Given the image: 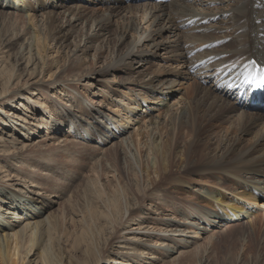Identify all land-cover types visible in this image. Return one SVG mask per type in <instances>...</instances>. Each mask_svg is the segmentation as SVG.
<instances>
[{"label": "bare ground", "instance_id": "1", "mask_svg": "<svg viewBox=\"0 0 264 264\" xmlns=\"http://www.w3.org/2000/svg\"><path fill=\"white\" fill-rule=\"evenodd\" d=\"M96 3L101 4L102 7L91 9L90 6ZM15 9L27 12V16L22 15V17L27 19V24L35 31H38L41 25L39 23L43 20L46 27L41 28H45L49 35L60 37V27L65 23L70 26L93 21L96 30L91 34L92 36L96 34L107 36L112 24L117 23L119 24L117 28L120 29L119 42L122 43L130 38V43L123 54H117L116 59L102 66L106 72L121 68L126 74L114 76L107 81L101 80V83L94 85L96 89L94 93L98 95L95 98L99 100L93 99L91 110L83 98L78 97L76 103H63L65 107L62 114L56 117L54 112L50 111L48 115H43V120L45 121L50 115L55 119L53 121L55 125L52 124L53 126L50 127L47 122L48 129L61 133L67 131L66 133H74L78 137L83 127L93 126L95 128L93 131L89 130L90 133L83 135L84 141L90 145L91 142L99 141L98 143L103 146L115 141L117 137H122L119 142L121 144L115 142L112 147L115 145L125 147L129 145L134 134L141 136L148 131L147 136L154 138L153 143L160 155L159 173L163 179L162 182L154 183V187H160L165 183L167 186L177 184L182 188V194L186 195L184 199L187 200L191 198L188 188L190 186V191L199 194L201 198L198 200L190 192L193 197L191 199H194L192 204L195 205L191 204L192 209L196 208L195 215L197 210H200L199 217L204 218L201 223H193L184 216L180 221L185 225L181 227H173L175 225L165 219V225L172 226L168 231L175 235L174 244L162 240L159 245L167 251L166 253L169 255L174 253L177 245L184 247L194 245L215 225H228L231 221L237 220L253 224L258 219L264 220V214L260 215L264 212V111H248V105L239 102L236 92L228 88L224 91L215 88L211 78L216 73H219L220 77L233 69V73L244 71L240 77L245 79L253 68V60L264 64V0H195L194 2L172 0L161 4L145 1L142 4L131 5L124 4L120 0H0V25L7 16L16 14ZM39 10L42 14H38ZM90 12L101 14L95 16ZM190 20H196L195 25L185 28L184 25ZM206 20L210 23L205 24ZM140 23L147 24L145 31H142ZM107 39L103 37L101 42L104 43ZM10 43L11 41H3L4 47H9ZM212 44H215L214 48H210ZM203 47H206L204 51L198 52L192 58L188 57L191 51ZM219 56L221 59L215 60ZM204 60L212 63L205 71L192 73L190 64ZM174 64L180 65L172 66ZM93 73L99 74L98 71L88 70L84 75L90 76ZM62 77L63 75L60 74L50 82L39 80L36 83L63 88L72 84ZM189 79L193 82H189ZM216 80L215 76L214 81ZM32 89L30 87L28 90ZM19 90L23 92L22 88ZM56 90H61L62 93L64 89L56 88ZM20 97H23V93H19L14 100ZM26 99L29 101L28 104L33 102V98L26 97L25 101ZM96 100L99 102L97 103ZM30 107L33 108V105H28V108ZM53 107L57 108L55 105ZM56 108H54L55 112ZM108 110L111 116H106L104 122L100 121L99 113L101 111L108 113ZM156 111L159 114L153 113V115L152 112ZM16 117L20 119V116L16 115ZM24 118L21 120L28 122ZM189 121L193 124L196 139L199 135L201 137V134L205 135V145L200 149L199 158L192 170L187 166L188 156L185 150L182 151L184 154L176 156L179 162L178 172L181 175H172L169 154L160 153L158 145L161 138L156 133L166 128L164 125L181 127L189 124ZM133 127L137 130L129 137H124L127 134L125 130ZM224 127H229V130L226 129L223 134H219L221 131L216 129ZM26 128L27 132H31V129L35 130L25 126L24 129ZM49 134L47 135L49 139L62 138L50 131ZM63 140L81 144L86 148L89 145L77 139ZM45 141L46 136H39L31 147L43 150L47 147ZM188 175L194 181L189 180ZM26 184L33 185L29 181ZM2 194H0V264H36V260H27L35 247L38 250L35 236L44 234L50 236L60 226V216L53 212L44 215L43 218L38 215L43 212L38 208L40 202L45 201L43 204L45 208L52 205L50 199L48 200L38 191L35 194L40 197L32 198L27 208L21 210L14 202H8ZM203 202L211 211L200 207L199 203ZM189 214L191 215V212ZM37 217H40L38 221L33 222L32 219ZM176 218H168V220ZM135 229L137 228H133ZM262 231L264 232V229ZM129 240L122 239V241ZM34 251L36 254V250ZM112 253L125 254L120 251ZM41 255L48 264H51L48 254L42 252ZM113 263L122 262L117 259ZM201 264H210V261L204 258ZM249 264H264V256L255 258L252 256Z\"/></svg>", "mask_w": 264, "mask_h": 264}, {"label": "rangeland", "instance_id": "2", "mask_svg": "<svg viewBox=\"0 0 264 264\" xmlns=\"http://www.w3.org/2000/svg\"><path fill=\"white\" fill-rule=\"evenodd\" d=\"M97 6L102 7L96 3L90 8L95 9ZM15 11L14 16H7L0 25V31H4L0 32V194L4 192V198L8 202H14L21 210L27 208L32 198L40 197L35 194L38 191L52 203L49 208H45V201L40 202L38 208L43 212L40 211L38 215L43 218L53 212L61 220L51 237L45 234L35 236L38 250L35 247L36 254L33 250L27 260H36V264H48L42 258V252L50 256L51 264H201L204 258H208L210 264H249L252 256H264V220L261 219L253 224L249 223L251 225L236 221L228 225L218 224L213 228L210 226L211 231L194 245H177L174 253H166L159 245L162 240L174 244L175 235L168 231L172 226L165 225V219L175 225L173 227H181L185 225L180 221L184 216L193 223H201L204 218L199 217L200 210L195 215L196 208L192 209L194 199H191L190 186L191 198L187 200L177 184L167 186L165 183L154 187V183L162 182L163 179L159 173L160 155L153 143L154 138L147 136L148 131L141 136L134 134L125 147H112L115 142H121L122 137L103 146L99 141L91 142L90 145L84 141L83 135L90 133L89 130L93 131V126L83 127L78 137L74 133H66L67 131L61 133L48 129L47 122L50 127L55 125V119L50 115L43 120V115L50 111L56 117L62 114L65 107L63 103H76L78 97L83 98L91 110L93 99H98L95 98L98 95L94 93V85L101 83V80L107 81L114 76L126 74L121 68L106 72L102 66L116 59L117 54H123L130 38L119 42L120 29L117 28V23L112 24L107 36H92L96 30L93 21L70 26L65 23L62 27L59 25L61 33L57 37L49 35L45 28L42 29L46 27L43 20L39 23L41 25L38 31H35L27 24V19L22 17L27 16V12L20 9ZM90 13L95 16L101 14ZM140 27L145 31L147 24L140 23ZM103 37L108 38L104 43L101 42ZM4 40L11 41L12 44L4 47ZM175 65L180 64L172 66ZM88 70L98 71L99 74L84 75ZM60 74L63 75V80L72 84L63 88L36 83L39 80L50 82ZM189 82H193L192 79ZM30 87L33 89L29 91ZM56 88L64 89L63 94ZM19 93H23V97L14 100ZM11 96V99H7ZM24 97L33 98V102L28 104L29 101H25ZM28 105H33V108H28ZM153 113L159 114L158 111ZM106 116H111L109 110L108 113L101 111L98 118L104 122ZM21 118L28 122H23ZM19 124L35 130L27 132V128L24 129L25 126ZM191 124V121L181 127L167 124L164 125L166 128L156 133L161 138L158 145L160 153L169 154L172 175H181L176 156L184 154L182 151L185 150L188 156L187 166L192 170L199 158L200 149L205 145V135L201 134L196 139ZM135 128L125 130L127 134L124 137H129L137 130ZM226 129L229 130V127L216 130L223 134ZM49 131L62 138L49 139ZM39 136H46L44 143L47 147L43 150L31 147ZM70 138L89 145L86 148L63 140ZM174 161L178 163L175 164ZM187 177L194 181L191 176ZM28 181L33 185L28 186ZM191 193L198 200L201 199L199 194ZM199 205L207 207L204 202ZM262 214L264 212L260 213ZM39 218L32 220L36 222ZM127 238L130 240L122 241ZM118 251L128 255L112 253ZM117 259L122 263H113Z\"/></svg>", "mask_w": 264, "mask_h": 264}, {"label": "snow or ice", "instance_id": "3", "mask_svg": "<svg viewBox=\"0 0 264 264\" xmlns=\"http://www.w3.org/2000/svg\"><path fill=\"white\" fill-rule=\"evenodd\" d=\"M246 82H247V83H250V84H251V83H257L258 86L264 87V76H262V77L259 79V81H256V80H254V79L249 78V79L246 80Z\"/></svg>", "mask_w": 264, "mask_h": 264}]
</instances>
